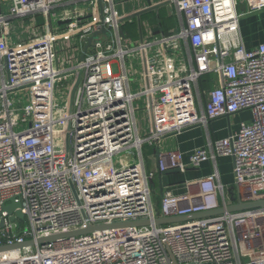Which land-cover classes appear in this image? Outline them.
I'll list each match as a JSON object with an SVG mask.
<instances>
[{
    "label": "built area",
    "instance_id": "1",
    "mask_svg": "<svg viewBox=\"0 0 264 264\" xmlns=\"http://www.w3.org/2000/svg\"><path fill=\"white\" fill-rule=\"evenodd\" d=\"M246 1L248 12L264 8ZM238 3L176 0L179 27L134 43L113 0H0V248L228 205L232 189L214 172L195 192L191 183L165 188L157 212L143 145L243 110L250 123L190 161L231 156L239 201L264 199V44L245 48ZM15 20L27 22L22 42ZM140 58L144 86L134 92L129 63ZM215 73L222 86L201 92ZM142 97L154 127L146 136L136 116ZM169 169L185 171L180 151L160 153L157 173ZM0 264H264V207L36 242L0 251Z\"/></svg>",
    "mask_w": 264,
    "mask_h": 264
},
{
    "label": "crops",
    "instance_id": "2",
    "mask_svg": "<svg viewBox=\"0 0 264 264\" xmlns=\"http://www.w3.org/2000/svg\"><path fill=\"white\" fill-rule=\"evenodd\" d=\"M238 10L241 13L240 30L242 41L247 50L255 48L259 44H264V8L260 10L247 11V1L238 0ZM83 4V3H81ZM79 4V5H81ZM117 16L121 19L132 15L136 12L148 9L154 5H166L160 7L159 11H147L140 16H135L132 19L123 22V31L127 37L133 41H139L142 37L150 36L151 34H159L162 31L168 32L179 27V18L176 10V0H113ZM73 5V4H71ZM156 16V19H154ZM23 23L22 20H18ZM14 38L18 42L25 40L26 35L18 30L14 33ZM136 75H139V85L137 88L144 86L142 78L143 61L136 59ZM134 72V69H129V74ZM205 80L204 92L215 87H221L223 82L218 74H210L203 78ZM212 79V80H211ZM138 81V80H137ZM202 84V83H201ZM134 89V82L131 83ZM143 101L147 98L142 97ZM145 114L149 117V128H143L138 121L139 133L144 136L149 135L154 131L151 109L144 107ZM147 120V117L145 121ZM253 120V114L249 110L237 112L231 117H219L210 120L207 125H195L184 129L181 132L171 133L151 143L143 145V158L148 171H154L158 181L159 173H157V162L160 153L167 151L178 150L183 155V162L186 165L185 171H179L168 175L169 188L176 192H185L189 186L190 190L195 192L198 190L197 181L203 177L217 172L219 180L227 188L230 189L234 185L233 175V159L231 156H220L214 161L213 159L204 161L201 166L194 167L191 164L190 156L197 148L210 149L213 142L218 139L228 137L232 133L239 130L242 122L250 123ZM160 185V182H159ZM236 187V193H230L228 204L238 202L241 196V190ZM161 194V192H160ZM158 207V206H157Z\"/></svg>",
    "mask_w": 264,
    "mask_h": 264
},
{
    "label": "water",
    "instance_id": "3",
    "mask_svg": "<svg viewBox=\"0 0 264 264\" xmlns=\"http://www.w3.org/2000/svg\"><path fill=\"white\" fill-rule=\"evenodd\" d=\"M166 6V5H154L152 7H149L148 9L136 12L132 15H128L127 17H124L121 19L122 21L132 19L135 16H140L141 14H144L147 11L157 10L159 11L160 7ZM104 32L106 30H103ZM99 32L93 33L90 37L87 39L86 49L91 45L93 39H95L98 36ZM84 54H82L81 59H84ZM69 147V143L67 144ZM179 172L178 169H169L163 173H159V182H160V192L163 193L164 189L169 186L168 182V175ZM19 204L13 203L10 206H7V208L13 212H16V217L24 218L23 213L18 209L17 207ZM258 207H264V199L261 200H255V201H243L240 200L238 202H234L232 204H228L226 206H221L216 209L187 214L183 216H162V217H156L153 221L150 219L146 220H134V221H127V222H114L109 224H101V225H88L86 228L78 229L74 231H70L67 233H61V234H54L49 236L40 237L37 240L30 239L25 241L24 243H18L12 246H3L0 248V251L11 249V248H20L24 246H30L34 245L36 242L38 243H46L53 240H58L65 237L70 236H76V235H82V234H88L97 230H104V229H110V228H118V227H127V226H144V225H150L152 222H154L156 225H167V224H174V223H183L188 222L192 220L202 219L210 216H217L224 214L225 212H237V211H243Z\"/></svg>",
    "mask_w": 264,
    "mask_h": 264
},
{
    "label": "rangeland",
    "instance_id": "4",
    "mask_svg": "<svg viewBox=\"0 0 264 264\" xmlns=\"http://www.w3.org/2000/svg\"><path fill=\"white\" fill-rule=\"evenodd\" d=\"M154 19H156V16H154ZM40 22L42 23L43 21L40 19ZM14 24H15V26H17L18 30H21L23 28L22 25H26L27 22H23L22 23V22H20L18 20H15ZM133 42L135 43L136 41H133ZM135 65H136V62H135ZM136 67L137 66H135V68H132V69H134V72H135L134 74H133V72L130 71V73H131V81L134 82V89H133L134 92L137 91V87L139 85V75H136ZM129 69H131L130 63H129ZM21 98L28 100V96H26V95H21ZM136 106H137V108H136L137 109V111H136L137 121L140 122V125L144 129L146 127L149 128L148 127L149 126V117L147 115V112L145 114V110H144L145 102L142 99H140V100L136 101ZM146 117H147V120L145 121ZM142 136H144V135L142 134ZM150 185H151V189L153 191V194L157 193V197H156L157 200H156L155 206H156L157 212H159V210H160V206H159L160 185H159V181H158L157 176L153 177L150 180ZM230 189H232V191H231L232 193H236V187L235 186L231 187ZM230 189L227 188V191H229ZM157 205H158V207H157ZM23 222H25V221L23 220Z\"/></svg>",
    "mask_w": 264,
    "mask_h": 264
},
{
    "label": "trees",
    "instance_id": "5",
    "mask_svg": "<svg viewBox=\"0 0 264 264\" xmlns=\"http://www.w3.org/2000/svg\"><path fill=\"white\" fill-rule=\"evenodd\" d=\"M204 82H205L204 79H202V80L200 81L201 89H204V87H205ZM201 83H202V84H201ZM156 197H157V193H154V194H153V199H154L155 203H156V200H157ZM160 198H161V194H160ZM159 205H160V199H159ZM157 206H158V205H157Z\"/></svg>",
    "mask_w": 264,
    "mask_h": 264
}]
</instances>
